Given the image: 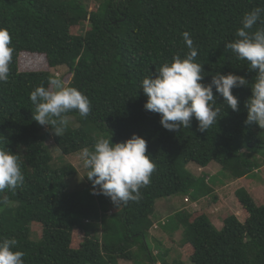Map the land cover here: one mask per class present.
<instances>
[{
  "label": "trees",
  "instance_id": "16d2710c",
  "mask_svg": "<svg viewBox=\"0 0 264 264\" xmlns=\"http://www.w3.org/2000/svg\"><path fill=\"white\" fill-rule=\"evenodd\" d=\"M86 1L0 0V27L9 31L14 48L9 78L0 83V147L20 157L25 177L15 190L0 192V238L18 241L25 264H187L179 258L168 261V250L153 254L161 246L149 234L156 222L170 234L181 229L193 264H264V202L244 187L235 190V197L245 217L226 211L220 228L206 212L184 208L162 222L165 216L158 215L162 211L156 206L158 199L170 201L174 195L195 201L212 193L205 182L208 173L195 174L189 163H216L224 180L253 177L264 165V128L245 123L250 87L232 89L239 111L216 94L221 117L205 132L195 118L190 128L166 130L159 114L145 110L147 97L140 89L145 76L188 52L185 31L198 50L203 83L229 72L251 83L256 73L225 45L236 38L243 15L264 7V0H96L94 9ZM73 26L81 32L71 33ZM20 52L44 54L49 68L65 66L71 74L65 86L89 98V115L63 114L73 118V125L68 123L59 135L55 126L35 121L30 92L59 78L48 70H20ZM133 133L146 140L155 170L139 200L118 206L92 194L86 177L84 188L69 190L66 178L76 169L53 163L46 143L52 137L67 155L91 149L99 136L122 142ZM169 208L175 209L173 204ZM33 224L40 226V234ZM75 233L82 235L77 245L72 243Z\"/></svg>",
  "mask_w": 264,
  "mask_h": 264
},
{
  "label": "clouds",
  "instance_id": "9594fccd",
  "mask_svg": "<svg viewBox=\"0 0 264 264\" xmlns=\"http://www.w3.org/2000/svg\"><path fill=\"white\" fill-rule=\"evenodd\" d=\"M258 22L264 23V7L246 12L236 30V38L225 45L238 60H246L249 70L256 73L251 83L231 72L219 73L212 76L209 83H203V65L196 59L198 50L191 34L185 31L182 35L188 52L183 57L176 54L170 63L162 64L157 73L142 79L140 89L147 97L145 110L159 114L160 124L168 131L190 128L195 118L199 130L205 132L221 117V108L215 107L216 94L223 97L232 111H239V101L232 89L249 86L251 95L245 102V123L255 122L264 128V27H255ZM13 51L9 31L0 27V83L9 78ZM29 98L36 109L32 118L40 125L55 126L56 135L68 124L63 114L76 110L81 117H87L90 113L89 98L77 88L65 86L60 79H51L49 87H35ZM79 160L87 170L80 178L90 181L92 194L108 197L115 206L139 200L140 189L150 183L155 170L147 154L146 140L135 133L122 142H113L111 135L99 136L91 149L85 147L80 151ZM24 179L20 157L0 147V192L15 190ZM17 244L15 238H0V264H25V253Z\"/></svg>",
  "mask_w": 264,
  "mask_h": 264
},
{
  "label": "rangeland",
  "instance_id": "374dc122",
  "mask_svg": "<svg viewBox=\"0 0 264 264\" xmlns=\"http://www.w3.org/2000/svg\"><path fill=\"white\" fill-rule=\"evenodd\" d=\"M96 0H87L86 3L89 4L90 9H94ZM71 33L81 32L77 26H73L70 29ZM18 68L20 70L26 71H36V70H48L55 77L62 80L66 85L69 82L71 74L67 72L65 66L49 68L44 54L34 53V52H20L18 55ZM68 123L72 124L73 118H67ZM51 149V155L53 156V163L57 165L62 164H71L75 167L76 173L72 176L66 178L67 186L69 190H79L85 187L86 181L85 178H80L85 175L86 169L83 168L81 161L79 160V153L74 152L71 154L63 155L60 153V148L55 145L53 138H49L46 142ZM79 146H74L78 148ZM187 167L194 172L195 174L208 173L209 177L205 179V182L210 184L212 188V193H209L205 197H200L198 200L192 201L188 200L185 195H174L171 196V200L167 201L165 198L158 199L156 201V206L162 212L158 215L165 216L162 220L168 222L171 220V217L175 213V210H180L184 208L189 211H204L213 221L214 225L218 228L221 227V217L226 211H233V213L240 218L241 220L245 217L246 212L242 208L241 204L238 202L235 197V190L238 187H244L249 191L255 199H258L260 202H264V165L262 164L256 171L253 177H241L239 179H230L224 180L222 175H217V169L220 168L218 164L211 163L207 167H200L195 163H189ZM213 175L216 176V179L213 178ZM170 204H173L175 209L169 208ZM176 210V211H177ZM85 222H89L85 220ZM34 225V231L36 234H40L41 228L39 225ZM166 229L159 227V224L154 222L152 227L149 230L150 236L154 237L156 240L161 242L162 249L160 247L153 248V254H156L159 251L168 250L166 259L171 261L173 258L184 259L187 264H193L188 259V254L191 252V248L188 244L182 243V233L181 229L175 230L173 234ZM82 239L81 234L75 233L73 236V245ZM119 264H133L130 261L120 260ZM159 264V263H157Z\"/></svg>",
  "mask_w": 264,
  "mask_h": 264
}]
</instances>
